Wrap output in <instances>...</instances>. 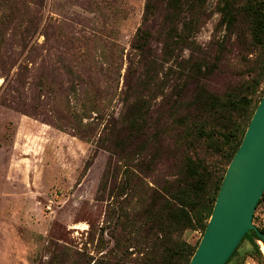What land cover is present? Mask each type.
<instances>
[{"label": "rangeland", "instance_id": "1", "mask_svg": "<svg viewBox=\"0 0 264 264\" xmlns=\"http://www.w3.org/2000/svg\"><path fill=\"white\" fill-rule=\"evenodd\" d=\"M145 2L0 0V264H156L154 231L136 220L150 191L126 184L137 185L142 171L146 185L166 187L183 152L198 159L205 178L224 174L229 146L248 122L233 104H253L264 89V44L240 16L227 29L223 0H206L174 52L177 61H199L201 72L176 99L167 0H152L146 22ZM140 27L150 32L144 54L132 47ZM199 86L231 102L202 118L211 138L173 123ZM135 99L147 118L130 132ZM175 99L182 106L173 117ZM253 224L264 228V192ZM201 236L197 229L178 237L195 245ZM226 264H264L261 244L247 237Z\"/></svg>", "mask_w": 264, "mask_h": 264}, {"label": "trees", "instance_id": "2", "mask_svg": "<svg viewBox=\"0 0 264 264\" xmlns=\"http://www.w3.org/2000/svg\"><path fill=\"white\" fill-rule=\"evenodd\" d=\"M205 1L206 0H167V10L164 16V21L167 23L164 38L166 48L165 54L173 57L176 64L174 66L175 69L172 68L173 83L171 84L172 94H175L176 99L181 97V88L185 86L187 79H193L196 77L197 73L201 72V64L199 61L192 64H189V61L184 59L177 61L178 57L174 52L178 49V46L185 45L190 39L193 25H195L199 14L204 9ZM152 11V0H146L143 14L144 22L147 21ZM219 11L222 14V22L226 25L227 29H231L240 16L249 23L251 36L256 41H262L263 43H261L264 44L262 36L264 31V0H223ZM191 14H193V16L190 19ZM149 39L150 32L148 29L140 27L137 29L134 36L132 47L141 54H144V51H146L148 47ZM172 48L173 50H171ZM203 60L204 59H200L201 63H203ZM187 69L189 70L187 71ZM263 79L264 72L259 79V83H262ZM128 92L129 86L126 85L125 91L123 92V101L126 106L129 104ZM263 93L264 89L260 98L253 104H251V100L249 101V99L246 98L240 99L233 104L235 106L237 105L238 109L245 110L248 115L247 125ZM176 99L173 101L176 103H172V109L169 113V115L173 117L177 115L182 106V102ZM221 99V97L217 95L214 96L207 92L204 87L199 86V89L197 88L195 93L191 96V102L185 103L184 109L189 114L186 113V116L183 117L182 120L174 118L173 123L180 122L184 130H186L185 132L188 134L190 133V135H193L196 139H199L202 135H208L207 137L211 138V133L205 131L201 120H203L202 118L205 114H211L226 106H231L230 100L226 98L223 101ZM139 102L141 103L142 101L135 99L130 104H134L133 106L136 107V110H140ZM190 112L192 115H190ZM146 118L147 116L145 117L141 110L126 116L125 122L129 124V128L131 129L129 131L132 132L133 125L135 128H139L137 125H140L142 122L144 123ZM247 125L243 130H240L241 136L238 138L236 136L232 145L229 146V162L241 143ZM232 134L233 132H231V134L225 133L224 138L229 141L233 136ZM186 140V137L183 138L184 143H186ZM175 145L176 148H179L183 143L176 141ZM175 159L178 161L176 177L169 181L166 187H161L160 189L146 185L144 180H142V171H139L137 175L135 174L136 181H139L137 185H132L130 183L126 184L129 189H142L141 193L146 189L150 191L147 202L141 196L142 209L136 214V220L140 221V227L142 229L148 228L154 231L156 239L155 245L158 250L154 248L156 249V255H158L157 258L159 260H154L155 263L157 262L156 264H178L181 260L183 264L189 263L199 242L192 245L180 239L178 236L183 231L197 229L203 234L224 176L223 174L221 177L214 178L212 174L209 173V177L205 178L204 174L201 172V169L204 170V168H202L198 159L184 152L176 156ZM144 184L146 186L145 189H143ZM125 188L127 187H124V189ZM259 230L264 234V228ZM247 237H253L255 241L260 240L264 244V241L253 231H248L237 247ZM255 245L257 252L261 254L258 245ZM236 248L227 262L235 255Z\"/></svg>", "mask_w": 264, "mask_h": 264}, {"label": "water", "instance_id": "3", "mask_svg": "<svg viewBox=\"0 0 264 264\" xmlns=\"http://www.w3.org/2000/svg\"><path fill=\"white\" fill-rule=\"evenodd\" d=\"M263 192L264 93L226 168L211 215L188 264H225L248 231L264 241V234L253 224Z\"/></svg>", "mask_w": 264, "mask_h": 264}, {"label": "bare ground", "instance_id": "4", "mask_svg": "<svg viewBox=\"0 0 264 264\" xmlns=\"http://www.w3.org/2000/svg\"><path fill=\"white\" fill-rule=\"evenodd\" d=\"M258 242L261 244V248L264 251V244L262 242H260V241H258Z\"/></svg>", "mask_w": 264, "mask_h": 264}]
</instances>
